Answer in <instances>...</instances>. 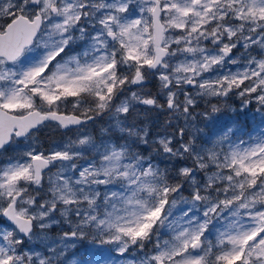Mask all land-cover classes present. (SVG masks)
Returning <instances> with one entry per match:
<instances>
[{
  "label": "snow or ice",
  "instance_id": "6c2138e0",
  "mask_svg": "<svg viewBox=\"0 0 264 264\" xmlns=\"http://www.w3.org/2000/svg\"><path fill=\"white\" fill-rule=\"evenodd\" d=\"M0 264H264V0H0Z\"/></svg>",
  "mask_w": 264,
  "mask_h": 264
},
{
  "label": "rangeland",
  "instance_id": "374dc122",
  "mask_svg": "<svg viewBox=\"0 0 264 264\" xmlns=\"http://www.w3.org/2000/svg\"><path fill=\"white\" fill-rule=\"evenodd\" d=\"M146 87L148 89H151L153 91H155V89L153 88V85L151 83H149L148 85H146ZM231 102V101H230ZM46 138H48V140L50 139H62V138H66L67 136H72L73 133L68 132V133H64L62 131H51L50 129H44L42 130V132L40 133V138L42 141H45L41 136H44ZM46 142V141H45ZM45 146H47V144H45Z\"/></svg>",
  "mask_w": 264,
  "mask_h": 264
},
{
  "label": "trees",
  "instance_id": "16d2710c",
  "mask_svg": "<svg viewBox=\"0 0 264 264\" xmlns=\"http://www.w3.org/2000/svg\"><path fill=\"white\" fill-rule=\"evenodd\" d=\"M163 119V117H161V120ZM45 141H48V138H46L45 137V135L44 136H41Z\"/></svg>",
  "mask_w": 264,
  "mask_h": 264
}]
</instances>
